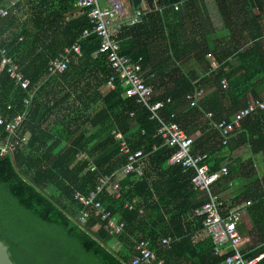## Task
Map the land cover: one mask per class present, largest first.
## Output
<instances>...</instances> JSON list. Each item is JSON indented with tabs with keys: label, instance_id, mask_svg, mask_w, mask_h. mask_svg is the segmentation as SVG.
Masks as SVG:
<instances>
[{
	"label": "trees",
	"instance_id": "obj_1",
	"mask_svg": "<svg viewBox=\"0 0 264 264\" xmlns=\"http://www.w3.org/2000/svg\"><path fill=\"white\" fill-rule=\"evenodd\" d=\"M6 1L0 0V8H7L6 15L0 14V45L16 59L31 86L47 72L53 58L77 41L82 44L81 54L72 57L68 69L90 66V60L95 61L91 66L98 62L109 67L105 55L98 53L100 38L95 34L82 35L91 23L89 9L80 7L77 0H14L5 7ZM128 1L138 7L142 3ZM146 1L150 5L154 2ZM184 1L189 13L182 18L172 5ZM194 1L158 0L171 6L163 15L148 13L142 23L124 28L119 38L123 54L134 61L142 58L145 81L154 90L148 101H162L164 116L170 119L174 114L172 118L195 138L191 152L206 153L201 162L208 163L211 171L229 168L215 186L221 192L230 181L243 180L245 177L240 175L244 170L250 172L249 176H256L251 159L241 161L234 152L244 146L252 154H261L264 160V111L248 116L226 144L222 143L220 132L210 125L207 114L212 112L213 120L230 119L251 101L249 93L253 99L264 100V93L257 94L255 90L264 83V46L262 35L240 46L223 48L220 43H212L199 13L192 12ZM218 2L225 20L223 28L232 32L241 26H257L260 17L253 14L256 4L264 10L262 0ZM233 3L236 8L231 6ZM245 13L252 14L251 19L240 20ZM187 32H202L203 39ZM208 53L213 54L218 67L213 66ZM1 57L0 54V63ZM233 57L240 61L238 66H231ZM194 66H200L201 71ZM105 72L107 83L110 67ZM223 78L228 80L227 88L222 87ZM197 87L206 89L205 96L198 106H191L186 95ZM28 95V90L16 86L7 71L0 68V114L13 118L28 110L22 134L25 128L32 129L36 112L42 109L49 116L53 110L36 97L27 107ZM104 103L105 108L92 117L93 121L102 114V121L107 118L97 136L59 133L58 137L68 143L58 148L57 143L48 145L32 129L25 144L5 155L0 151V240L8 246L12 260L16 264H132L138 254L137 244L148 240L156 259L143 264H159L160 260L162 264L223 261L227 253L215 254L211 237L194 239L203 228V218L194 214L203 199H194L198 191L192 187L193 170L169 163L173 149L158 132L159 121L142 101L126 96L125 87L119 82L115 89H108ZM120 132L132 150L143 148L149 154L143 175L130 172L121 179L119 196L105 191L97 194V199L124 222L123 231L114 234L106 222L94 215L95 208L81 203L76 194L88 196L96 190L100 176L114 174L127 164V155L120 150L117 139ZM0 133L5 137L2 126ZM90 162L96 165V171H86ZM243 200L252 202L247 208L252 224L244 215L245 228L241 226V231L256 233L260 238V245L245 254L255 258L264 253V173L244 184L230 204ZM84 210L90 215L82 221ZM168 237L173 241L163 244ZM258 264H264V257Z\"/></svg>",
	"mask_w": 264,
	"mask_h": 264
},
{
	"label": "built area",
	"instance_id": "obj_2",
	"mask_svg": "<svg viewBox=\"0 0 264 264\" xmlns=\"http://www.w3.org/2000/svg\"><path fill=\"white\" fill-rule=\"evenodd\" d=\"M128 1V0H127ZM182 2H176L172 6L178 11ZM80 7L89 9V18L91 26L84 29L83 37L92 34L100 38V47L98 53L105 55L106 61L111 69L107 84L111 89H115L117 83H122L125 87V95L136 97L142 101L152 113V117L159 121L158 132L163 138L164 143L169 145L173 151L169 157L170 164H181L185 168L193 170L192 185L195 189L201 190L206 194V200L201 206L195 208V214L203 218L204 230L211 236L213 250L215 254L221 255L225 252V259L217 264H258L263 257L248 258L243 248V238L239 231V226L243 216L248 212L247 208L252 203L247 200L242 204L228 205L214 187L217 182L228 174L227 166L221 167L218 171H211L206 162H201L207 157V154L195 155L191 152L194 137L189 135L172 117L167 119L161 108L162 101L150 103L148 100L153 94V86L145 81L144 70L141 64L142 58L134 61L131 57L122 53L121 40L119 35L124 28L134 26L144 21V17L151 12H157L163 15L164 11L171 5H163L154 0L150 5L148 2L145 6H135L134 2L126 0H77ZM131 7V11H129ZM0 14L6 15L7 8H0ZM82 44L77 41L72 47L64 48V51L49 62L47 74L52 76L62 73L68 69V65L74 55L81 54ZM1 69H5L9 76L14 80L15 85L29 91L25 98L26 106H30L34 97L31 81L19 68L16 59L8 54V50L0 45ZM212 61L213 66L217 67L212 53L207 55ZM223 88H227L228 80H221ZM205 96L204 87H197L191 93L186 95L191 106H198ZM170 101V100H168ZM264 111V100L256 98L250 101L247 106L242 108L238 114L230 119L222 118L213 120V113L209 112L207 118L210 125L220 132V139L226 144L229 139L237 133L243 124L245 118ZM28 110L10 118L0 114V126L4 128L5 137L0 133V151L2 155L7 154L10 150L25 144L28 136L22 134L23 124L27 119ZM117 139L120 142V150L127 155V164L121 169L125 175L135 172L138 175L144 174V163L148 154L143 148L132 150L129 141L123 133H117ZM97 167L90 162L86 171H96ZM116 173L111 175H102L98 178V185L94 192L88 196L76 194V197L83 204L92 205L95 208L94 215L107 223L108 227L114 234H120L124 228V222L119 220L104 204L97 199V194L107 192L109 194H120V184ZM232 181L229 185H232ZM88 210L82 211L81 220L89 217ZM172 238H164L162 243L169 244ZM138 254L132 260V264H143L156 259L155 251L151 249L148 240H142L137 244ZM162 261H159L161 264Z\"/></svg>",
	"mask_w": 264,
	"mask_h": 264
},
{
	"label": "crops",
	"instance_id": "obj_3",
	"mask_svg": "<svg viewBox=\"0 0 264 264\" xmlns=\"http://www.w3.org/2000/svg\"><path fill=\"white\" fill-rule=\"evenodd\" d=\"M185 2L186 1L183 2L184 4L181 3L182 5L178 10L179 17L182 18L186 17L189 13ZM13 3L14 0H7L5 7ZM146 3V0H142V3L139 6H145ZM126 4H128L127 0ZM231 6L236 8L237 4L233 3L231 4ZM225 7L228 6L225 5ZM220 8L221 6L218 0L194 1V9L192 10V12L195 11L199 13L200 23L202 24L205 33L212 43H220L221 45H224L223 48L227 46H240L244 43L251 42L253 38H257L259 37V35H262L260 40L262 41V44L264 46V10L258 9L256 4L255 7H253V14L254 16L260 17L257 26L251 25V29L241 26V28L238 29L237 32H232L227 28H223L225 20L224 16L222 17ZM129 11H131V7H129ZM251 17L252 14L245 13L241 16V18H239L241 20L251 19ZM195 21L196 22H194V24L197 23V19ZM187 34H189V36L191 37H199L200 39H203L202 32H200L199 34L187 32ZM94 62L93 60H90L88 63V65L90 66H69L68 72L63 74L61 73L50 76L46 72L35 85H32V89H34L35 92L34 97H36L38 101L42 103V105L53 109L52 113L49 116H46L42 109L39 110L35 113L34 121L32 123V129H34L36 132L38 131L40 134L39 136H41L42 140L48 141V145L57 143V145L59 146L58 148H60L68 143L65 139H61L58 137L59 133H67L70 135L74 134V136L84 133L86 136H97L96 132L101 129L102 126H105L104 122L107 121V118L102 121L104 117L103 114L95 118L94 121L93 116L96 112L100 111L102 108H105L104 96L110 88L108 84L104 82L106 79L105 69L108 70L109 67L102 66L98 62H96L95 66H91ZM230 62L231 66H238L240 63V61L236 57L230 58ZM176 64H179L178 61H176ZM176 64H173V66H176ZM186 64H188V62ZM193 69L201 71L200 66H194ZM226 69H229V67H226ZM255 90L257 94L264 93V83L258 84ZM249 100H254L253 96L250 93ZM32 129L25 128L24 132L29 137L28 141L31 137ZM68 140L72 141V138ZM234 153H237L235 154V156H240L239 158L241 159V161L251 159L252 164L256 168V170L257 168H259V166L262 167V170H264V160L261 154H252L251 151H249L244 146L236 149ZM83 157L85 158L86 156ZM115 173L117 174L116 177L120 182L125 174L121 172V169L116 171ZM242 173L240 175V178H245L243 180L236 179V181H232V185L226 186V189L224 191L217 192L214 187L215 192H217L225 201H227L228 205H231L230 203L232 197L238 194L239 190L244 186V184L256 179V177L249 176L250 172H246L244 170ZM262 176L263 174H260L258 177L260 178ZM233 187L236 188L233 190ZM193 189L197 190L194 187ZM197 191L198 192L195 193L196 196L194 197V199L196 201H202L203 199L202 202L204 203V201L206 200V194L201 190ZM245 201L247 200H243L238 204H242ZM245 216L248 223L251 225L252 220L249 213L247 212ZM241 226L245 228L243 220L239 226V231L243 238L242 245L244 251L247 252L251 247L259 246V236L256 233L253 235L247 234L246 232L242 233ZM207 237L211 236L204 230L203 226L200 231L195 233L194 239L196 241H200ZM261 255L264 257V253H260L258 256Z\"/></svg>",
	"mask_w": 264,
	"mask_h": 264
},
{
	"label": "water",
	"instance_id": "obj_4",
	"mask_svg": "<svg viewBox=\"0 0 264 264\" xmlns=\"http://www.w3.org/2000/svg\"><path fill=\"white\" fill-rule=\"evenodd\" d=\"M0 264H16L12 258L8 246L0 240Z\"/></svg>",
	"mask_w": 264,
	"mask_h": 264
},
{
	"label": "rangeland",
	"instance_id": "obj_5",
	"mask_svg": "<svg viewBox=\"0 0 264 264\" xmlns=\"http://www.w3.org/2000/svg\"><path fill=\"white\" fill-rule=\"evenodd\" d=\"M256 176L255 177H258L260 174L262 175L264 173V170H262V167L259 166V168H257L256 170ZM236 187H233L232 189L234 190Z\"/></svg>",
	"mask_w": 264,
	"mask_h": 264
},
{
	"label": "bare ground",
	"instance_id": "obj_6",
	"mask_svg": "<svg viewBox=\"0 0 264 264\" xmlns=\"http://www.w3.org/2000/svg\"><path fill=\"white\" fill-rule=\"evenodd\" d=\"M259 263V262H258Z\"/></svg>",
	"mask_w": 264,
	"mask_h": 264
}]
</instances>
